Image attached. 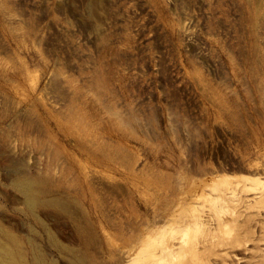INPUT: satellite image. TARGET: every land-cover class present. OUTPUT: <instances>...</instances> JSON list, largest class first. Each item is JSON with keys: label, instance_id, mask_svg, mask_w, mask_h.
<instances>
[{"label": "rangeland", "instance_id": "374dc122", "mask_svg": "<svg viewBox=\"0 0 264 264\" xmlns=\"http://www.w3.org/2000/svg\"><path fill=\"white\" fill-rule=\"evenodd\" d=\"M221 228L211 264H261L264 0H0V264L181 263Z\"/></svg>", "mask_w": 264, "mask_h": 264}, {"label": "bare ground", "instance_id": "6f19581e", "mask_svg": "<svg viewBox=\"0 0 264 264\" xmlns=\"http://www.w3.org/2000/svg\"><path fill=\"white\" fill-rule=\"evenodd\" d=\"M217 206V205H216ZM211 211V213L214 211V209L212 210V208L210 209ZM213 215V214H212ZM213 217H214V215H213ZM237 217V216H236ZM214 218H216V217H214ZM223 218V217H222ZM235 219V218H234ZM233 219V220H234ZM224 220V219H223ZM236 220H238L239 221V218L237 217V219ZM236 220H234V221H236ZM216 221V220H215ZM225 221V220H224ZM228 221V220H227ZM220 222V221H219ZM237 222V221H236ZM229 223H230V221H229ZM235 223V222H234ZM222 224V223H221ZM226 224V223H225ZM237 224H238V222H237ZM223 225H224V223H223ZM230 225H231V223H230ZM238 226V225H237ZM216 226H214L213 228H215ZM221 227V226H220ZM232 227V226H231ZM235 227H236V225H235ZM235 227H234V229H235ZM219 228V227H218ZM237 228L239 229V226L238 227H236V230H237ZM220 229V228H219ZM219 229H217V230H219ZM233 229H231V231H232ZM200 231V230H199ZM212 231H213V229H212ZM234 231V230H233ZM232 231V232H233ZM216 232V231H215ZM219 232H222L223 234V236H221L218 232H216L215 234H219L220 236L218 237L217 236V239H215V240H218L217 242H214L215 240H213L214 238H216V235L214 236H212V238H207L206 236H207V234L205 235V239H208V242L209 243H211L210 245L208 244V242H207V248H204V247H206V246H202L201 248L203 249V250H201V248H199V244H198V247H195V250L193 251V252H191L192 254L191 255H189L188 256V258L186 257V260H184L183 258H182V261H181V263H176L177 261H178V257L179 256H181V254H183V250H182V246H181V244H180V247H179V251L177 250V252H174V251H172V249H170V248H168V247H165L164 249H163V252H162V254H160L161 256H159L158 257V259H157V261L155 262V264H211V261H210V259H212V258H207V254L209 253L210 255H209V257H212L211 256V253L212 252H214L213 253V255L215 254V250L214 249H216V247H218L219 248V245H220V247H224V246H226V244H227V240L229 239V237L231 236V234L229 235V233H226L222 228H221V230L219 231ZM209 233H211V231H209ZM214 233V232H213ZM210 235V234H209ZM208 235V236H209ZM211 237V236H210ZM219 238V239H218ZM195 240V239H194ZM193 240V241H194ZM197 240V239H196ZM202 239H198V242L199 241H201ZM192 241V242H193ZM203 241V240H202ZM206 242V241H205ZM195 243V242H194ZM202 243V242H201ZM184 244V243H183ZM197 244V243H196ZM192 245V244H191ZM195 245V244H194ZM205 245V244H204ZM173 246V245H172ZM197 246V245H196ZM191 247V246H190ZM217 251V250H216ZM217 253V252H216ZM216 255V254H215ZM138 262H143V264H146L143 260H141V261H138V259L137 258H134L133 259V264H137ZM260 262H261V264H264V256L262 257V259L260 260Z\"/></svg>", "mask_w": 264, "mask_h": 264}]
</instances>
